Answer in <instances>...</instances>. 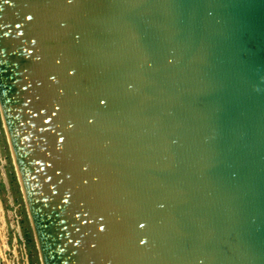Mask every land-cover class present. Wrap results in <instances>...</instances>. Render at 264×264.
<instances>
[{
  "label": "water",
  "instance_id": "1",
  "mask_svg": "<svg viewBox=\"0 0 264 264\" xmlns=\"http://www.w3.org/2000/svg\"><path fill=\"white\" fill-rule=\"evenodd\" d=\"M0 104L45 264H264V0H0Z\"/></svg>",
  "mask_w": 264,
  "mask_h": 264
},
{
  "label": "rangeland",
  "instance_id": "2",
  "mask_svg": "<svg viewBox=\"0 0 264 264\" xmlns=\"http://www.w3.org/2000/svg\"><path fill=\"white\" fill-rule=\"evenodd\" d=\"M0 104V264H43Z\"/></svg>",
  "mask_w": 264,
  "mask_h": 264
},
{
  "label": "bare ground",
  "instance_id": "3",
  "mask_svg": "<svg viewBox=\"0 0 264 264\" xmlns=\"http://www.w3.org/2000/svg\"><path fill=\"white\" fill-rule=\"evenodd\" d=\"M1 109H2V114H3V119H4V124H5V130H7V134H8V137H9V141H10V145H11V148H12V153H13V156H14V159H15V162H16V167H17V170H18V173H19V178L21 180V184H22V188H23V192H24V196H25V199H26V202H27V205H28V209H29V213H30V216H31V219H32V223H33V227H34V230H35V223H34V219H33V215H32V212H31V209H30V205H29V201H28V197H27V193H26V190H25V187H24V183L22 181V178H21V173H20V168H19V165H18V161H17V157H16V153H15V149H14V146H13V143H12V140H11V137H10V130H9V126H8V122H7V119H6V115L4 113V109L2 108L1 106ZM35 234H36V230H35ZM38 240V239H37ZM38 245H39V241H38ZM39 248H40V245H39ZM41 250V249H40ZM41 252V251H40ZM42 254V253H41ZM43 256L41 255V258ZM42 263L45 264L44 262V259L42 258Z\"/></svg>",
  "mask_w": 264,
  "mask_h": 264
},
{
  "label": "snow or ice",
  "instance_id": "4",
  "mask_svg": "<svg viewBox=\"0 0 264 264\" xmlns=\"http://www.w3.org/2000/svg\"><path fill=\"white\" fill-rule=\"evenodd\" d=\"M29 19H31V17H29Z\"/></svg>",
  "mask_w": 264,
  "mask_h": 264
}]
</instances>
